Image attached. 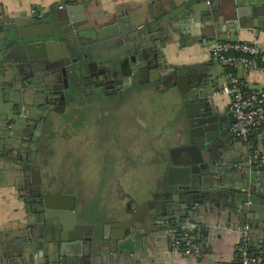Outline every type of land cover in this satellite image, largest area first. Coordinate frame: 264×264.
<instances>
[{
    "label": "water",
    "instance_id": "95a60500",
    "mask_svg": "<svg viewBox=\"0 0 264 264\" xmlns=\"http://www.w3.org/2000/svg\"><path fill=\"white\" fill-rule=\"evenodd\" d=\"M71 1L64 0L52 10H23L18 17L0 13V62H25L35 56L47 61L56 51L51 45L63 40L67 42L62 44L66 53L68 47L84 45L82 41L106 44L122 38L125 52L151 55V62L145 64L149 83L158 82V86L167 80L170 85L161 91L174 94L171 91L176 89L182 96L190 118L189 142H185L184 131L178 133L181 145L169 149L172 164L166 170V185L157 184L148 199L137 203V208L146 212L142 224L134 213L129 215L126 203L116 215L117 234L107 240L96 222L86 223L89 214L77 210L75 197L51 195L53 202L49 205L48 196H43L47 212L40 209L33 213L34 222L21 252L0 255V264H119V260L125 264H153L157 262L155 256L146 247L152 237L165 239L163 244L172 242L182 255L190 247L195 256L208 251L213 238L210 219L218 225L223 220L230 222L239 231L248 224V240L264 244V153H257L254 146L229 131L235 119L228 109L218 107L223 85L213 65L177 67L168 64L162 51L181 34V27H192L194 22L201 23L205 38H212L211 26L218 12L235 27L234 16H240L237 0L234 5L232 0H178V5L170 8L159 0L154 10H148L134 36L129 33L134 27L127 18L98 28L72 27L69 22L61 25V31L53 27L52 14H69ZM241 1L250 5L249 16L255 17L251 21L255 28L264 29V0ZM71 39L80 42L74 44ZM139 62H135V71L139 70ZM65 201L71 203L66 205Z\"/></svg>",
    "mask_w": 264,
    "mask_h": 264
},
{
    "label": "flooded vegetation",
    "instance_id": "af4514ba",
    "mask_svg": "<svg viewBox=\"0 0 264 264\" xmlns=\"http://www.w3.org/2000/svg\"><path fill=\"white\" fill-rule=\"evenodd\" d=\"M57 33L60 35V32ZM72 40L74 44L80 42ZM122 40L117 38L106 44L82 41L84 45L78 43L75 47L67 46L66 53L64 48L62 51H54L53 58L47 61L41 56H35L25 62H0V188L8 187L16 191L23 209V213L13 220L16 225L9 229V238L0 241V255H16L21 252L24 239L29 236L34 222L33 213L40 209L45 213L48 210L43 207V196H48L49 205L53 202L51 195L73 196L74 205L86 213L83 208L87 207L76 200L75 192L78 194L83 191L84 185L76 181L83 182L81 178L87 180V176L74 175L73 172L76 180L71 183L66 181L67 177L61 176V171L72 162L71 159L81 158V168L84 163L83 152L79 147L71 145L76 136L71 129L79 122H82V128L90 122L89 128L101 126L103 137H106L109 131L102 127L104 123L118 121L120 106L128 99L135 100L134 92L142 89L143 82L158 94L170 85L167 80L158 86V82L149 83L145 64L151 62V55L146 52L138 55L133 51L125 52ZM138 60L139 70L135 71V62ZM180 100L176 108V121L182 123L186 133L185 142L188 143L190 118L181 95ZM135 104L137 106L136 101ZM83 110L94 115L90 119V113L86 112L80 121V115L76 112ZM136 114L140 116V113ZM114 123L111 128L117 126L114 132L117 131L121 139L114 144L115 152L113 147L108 149H111L113 159H116L117 148L127 153L131 145L121 136L127 125ZM138 126L144 128L145 124ZM143 136L146 139V135ZM144 145H147L146 140ZM167 156V160L166 157L163 159L164 171L172 164L169 149ZM97 159L95 157L92 160L98 162ZM94 193L98 191L94 190ZM70 203L65 201L66 205ZM10 247L16 249L9 250Z\"/></svg>",
    "mask_w": 264,
    "mask_h": 264
},
{
    "label": "crops",
    "instance_id": "0c3cea01",
    "mask_svg": "<svg viewBox=\"0 0 264 264\" xmlns=\"http://www.w3.org/2000/svg\"><path fill=\"white\" fill-rule=\"evenodd\" d=\"M158 1L159 0H72L69 4V8L71 9L70 13L52 14L55 18H53L51 25L60 29V31L62 28L61 25L65 22H69V25H72V27L85 26L98 28L105 23L112 24L115 21L118 22L121 18H127L131 21L134 27L129 33L134 36V33L139 29L141 23L146 20L148 10H154V6L156 8L157 5L155 4H157ZM161 1L167 8L175 7L179 3L178 0ZM62 2H64V0H0V13L3 12L18 17L19 13L23 10L30 12L40 7L52 10ZM235 2V0H232L233 5ZM237 2L239 5L236 9L239 10L240 16H234L235 27L227 16L222 15L220 12L215 13V24L211 26L210 32V35H213L212 38H205V30L202 29L203 26L200 22H194L192 27L188 24L185 27H181V34L176 35L174 41L162 49L164 58L168 64L182 67L187 65H197L200 63H211L216 74H218V82L224 87L228 83L226 67L219 63H215L209 52V45L214 40L255 42L260 49V60L264 64V29L258 30L253 25V22L251 23L252 18L255 17L249 16L250 5L245 2L242 3L241 0H237ZM151 3L153 5L150 8L149 5ZM204 3L206 4L208 1ZM62 44L66 45L67 42L65 40L62 42L59 41L53 43L51 47L57 51H62ZM223 74H225L224 77ZM234 74L244 81L247 92L264 88L263 73L246 71L241 67H237L234 69ZM150 87L151 86L145 82H143V85L141 84V88L152 89ZM222 89L218 95V107H220L221 110L226 108L230 111V98L227 94L223 93ZM152 92L158 94L154 89H152ZM171 92L174 93L172 95L176 96V103L174 105L176 109L181 101L180 93L176 89H172ZM168 94L171 93L160 92L158 95L161 96L160 98L162 100ZM161 104L162 106H166L162 101ZM174 132L175 130L170 133V139L165 146L160 145L163 147L164 152L177 146L175 139L173 143V138L176 136V133L173 135ZM245 142L254 146L257 153H264V132L261 129H257L255 132L251 133L249 139ZM146 146L149 147L150 150L156 147L152 144H147ZM155 149H158V147L154 148V150ZM117 150L118 155L116 156V159H113L111 163H108L111 168L106 170L107 174L104 175L103 173L101 176L97 175L95 178H87V180L81 178L83 182L79 180L76 181L77 184L82 183L84 185L83 191H80L78 194L75 192V195L76 200L83 202L84 206L87 207L83 208L90 217V220L86 221V223L96 222L99 232L103 234V237L107 240H111V237L115 236L117 234L116 231L119 230L114 226V223H116V215L121 209H113V193L117 201H119L120 198H128L127 200L130 204L128 210L129 215L134 213L137 222L142 224L146 218V212L142 209H138V204L134 202L135 198H138L137 195H141L142 193H134L135 187H137V185L138 187L141 186L144 182L141 181V183H139V180L145 177L144 173L142 174L136 171V167H139L141 162L136 161V159L139 158L142 160L146 156L141 155L140 153L135 154L134 147H132L127 153L122 152L119 148H117ZM160 151H162V149H158V153H160ZM119 164L121 167L118 169ZM125 171H130V174L126 175L124 173ZM161 178V182L166 185V171H164V169L163 175H161L160 179ZM75 180L76 177L71 175L67 177L66 181L71 183L72 181L75 182ZM162 183L159 184L162 185ZM112 186L113 188L111 190L110 188ZM94 190L96 192L98 191V193H94ZM155 190V187L152 186L151 178L144 193L152 194ZM94 199H96V202L94 201V205L90 207ZM138 199L141 200L140 198ZM76 208L79 212H82L81 208L77 206ZM21 213H23V209L17 192L8 187L0 188V241L9 238L7 237L10 235L8 234L9 229L14 228L16 225L13 220L18 218ZM233 219L235 218L233 217ZM239 223V221L236 222L237 225H239ZM208 224L210 225V233L213 238H210L208 251L204 254L200 252L196 253L195 256L182 255L173 247L172 242L168 241L167 244H163L165 242V239L163 238L152 237L147 240L146 247L149 253L155 256L157 261L156 263L154 261L153 264H238L237 243L240 239V231L237 228H233L234 224L232 225L225 220L218 225L216 224L215 219H210L208 220ZM237 225L235 227H237ZM256 244L259 245L258 243ZM8 249L14 250L16 248L10 247ZM119 261V264H125L124 260Z\"/></svg>",
    "mask_w": 264,
    "mask_h": 264
},
{
    "label": "rangeland",
    "instance_id": "374dc122",
    "mask_svg": "<svg viewBox=\"0 0 264 264\" xmlns=\"http://www.w3.org/2000/svg\"><path fill=\"white\" fill-rule=\"evenodd\" d=\"M213 61L218 64L217 61ZM171 96L168 94L161 100L160 95L154 94L150 91V89L142 88L134 92L135 100L128 99L124 104L120 106V116L118 121L116 120L117 125H127V129H125L126 131H124L121 136L124 137V140L127 141L128 145H131V148L132 146L134 147L135 153H140L141 155L146 156L142 160L139 158L136 159V161H141L139 167H136V171L142 174L144 173L145 177L139 180V183H141V181L144 183L139 187L138 185L137 187H135L134 193L142 192V196L140 194L137 195V197L141 200L136 198V200L138 201L134 200L135 203H140L141 201H143V199H148L151 196L150 193H144L151 178L153 187L161 183L162 178L160 179V177L161 175H163V159L166 157L165 159L167 160L168 156L167 152H164L163 147H161L160 145L165 146L167 141H169L170 133H172L173 130H175L173 135H175L176 133L175 138H173V143L175 139L176 145L181 144L178 136L181 134L180 132L184 130L182 129V123L178 124V120L176 121V115H178L177 109H175L174 106L176 103V96L172 95V93ZM135 101L137 102V106L136 104L134 105ZM161 101L166 104V106H162ZM86 112L90 113V119L94 115L93 113L86 110L78 111L76 113L80 115L79 120L86 114ZM136 113H140V116H138ZM116 122H113L114 125L116 124ZM89 123L86 125V127L82 128V122H79L73 129H71V132L73 131L76 133L74 141L71 145L79 147V150L83 152L82 157L84 163L82 164L81 168V158H78L76 160L71 159V163H68L69 161L65 162L68 163V165L63 169V171H61V176L63 178L73 175L74 172V175L82 174L85 177L87 176L86 178L92 179L96 177L97 174H107L106 170L111 168L110 164L108 163H111V161L113 160V156L111 149L108 148L113 147V150L115 152L116 147L114 144L119 143L118 140L121 139V137L118 138L117 131L114 132L115 127L117 126H113L114 128H111L113 123L111 124V122H105L102 127L105 128V131L109 132H107L106 134V132L104 131L106 137H103L101 126L98 128H89ZM140 124H145L144 128L141 127L144 129V131H142V129L138 126ZM113 133L116 136H114ZM143 135H146V139ZM145 140L148 145H155L156 147H158V149H162V151L158 153V149L154 150V148L156 147L150 150L149 147L144 145ZM79 143L83 144L84 146L82 147ZM102 143H104L103 146L101 145ZM95 157L98 158V162L92 160ZM120 167L121 166L119 164L118 169ZM102 168L103 170H100ZM124 173L128 175L130 174V171H125ZM112 196L113 209L123 210L126 207V203H128V198H120V200L117 201V199L114 197V193L112 194Z\"/></svg>",
    "mask_w": 264,
    "mask_h": 264
},
{
    "label": "built area",
    "instance_id": "2783aa9c",
    "mask_svg": "<svg viewBox=\"0 0 264 264\" xmlns=\"http://www.w3.org/2000/svg\"><path fill=\"white\" fill-rule=\"evenodd\" d=\"M209 52L213 60L225 67H241L264 74V64L257 60L260 49L255 42L214 40L209 45ZM227 78L228 83L222 90L230 98L229 110L235 119L229 127L230 132L242 139L257 129L264 132V88L247 92L244 81L237 75L227 73ZM249 234L250 227L245 224L240 231L238 264H264V248L251 250L246 243ZM191 253L190 247L184 250L185 255Z\"/></svg>",
    "mask_w": 264,
    "mask_h": 264
},
{
    "label": "trees",
    "instance_id": "16d2710c",
    "mask_svg": "<svg viewBox=\"0 0 264 264\" xmlns=\"http://www.w3.org/2000/svg\"><path fill=\"white\" fill-rule=\"evenodd\" d=\"M257 60H258L259 62H261V60H260V55L258 56ZM261 63H262V62H261ZM234 69H235V68L226 67V71H227V73H233V74H234ZM255 131H256V130H255ZM255 131H252L251 133H253V132H255ZM251 133H249L244 139L239 138V137H236V138H237L238 140L246 141L247 139H249ZM239 243H240V242L237 243V246H239ZM246 243H247V245L249 246V248H250L251 250H253V251H256V250H258V249L264 248V245H263V244H261V245H257L256 243L251 242V241H249V240H246ZM189 245L192 246L193 243L190 242ZM183 247H184V246H183ZM237 261H238V256H237ZM236 264H237V263H236Z\"/></svg>",
    "mask_w": 264,
    "mask_h": 264
}]
</instances>
